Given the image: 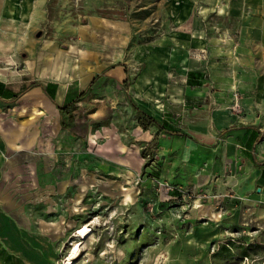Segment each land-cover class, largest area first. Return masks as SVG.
<instances>
[{"label":"rangeland","instance_id":"rangeland-1","mask_svg":"<svg viewBox=\"0 0 264 264\" xmlns=\"http://www.w3.org/2000/svg\"><path fill=\"white\" fill-rule=\"evenodd\" d=\"M246 2L0 0V81H54L65 97L70 94L61 112L41 90L38 108L23 98L24 135L33 142L25 150L33 154L25 156L17 237L9 238L22 253L8 264H67L76 245L70 264H264L263 248L244 259L217 254L229 238L197 230L204 222L218 225L221 216L209 221L197 213L201 202L195 200H224L213 198V190L195 195L191 184L176 181L174 150L167 158L156 155L160 136L170 139L175 124L167 132L155 127L150 142L136 140L139 118L120 78L124 70L138 71L136 61L160 39L194 30L203 80L211 87L230 85L232 105L245 96L242 111L264 123V109L255 104L264 71L249 69L247 78L239 72L240 55L254 56L264 39ZM37 181L40 188L32 192L28 185ZM86 226L89 234L80 238L77 231ZM232 228L238 230L233 239L245 244L244 227ZM259 230L264 235V227Z\"/></svg>","mask_w":264,"mask_h":264},{"label":"crops","instance_id":"crops-1","mask_svg":"<svg viewBox=\"0 0 264 264\" xmlns=\"http://www.w3.org/2000/svg\"><path fill=\"white\" fill-rule=\"evenodd\" d=\"M249 5L254 10L247 15L254 12L255 29L264 32V0H250ZM200 45L194 30L188 35L174 32L160 39L153 51L136 61L142 65L138 71H122L123 94L164 123L166 128L169 124L176 125L175 131L168 132L173 134L170 139L165 134L160 136L159 152H155L159 157L167 158L169 151H175V170L172 171L176 173V181L191 184L190 190L195 195L213 190L218 192L216 196L211 195L213 198L224 200H195L196 204L201 202V208L196 207L197 213L209 221H213L211 215L215 213L221 216L218 225L204 222L197 230L205 231L207 238L226 236L235 240L238 230L232 227L240 224L245 229L242 231L247 239L245 244L252 243L253 236H261L257 244L264 246V235L259 230L264 227V123L250 119L242 111L245 96L235 103L239 110L232 108L230 85H207L203 80L202 57L198 54ZM256 45L254 56L247 52L240 55L239 72L245 78L249 69L264 71V39ZM252 59L256 65L249 67L248 62ZM115 70L119 72L117 68ZM212 77L220 80L215 74ZM39 90L45 99L55 102L57 108L70 98L69 93L67 97L63 95L54 81L44 85L31 82L24 85L23 81L18 85H7L0 81V264H8L9 258L14 262L19 251L22 253V245L9 244V238L17 237L18 228L14 222L19 201L24 197L25 156L33 154L25 150L33 142L24 135L23 98L26 94L32 107L35 104L38 108ZM257 93L255 104L264 109V89L259 88ZM138 130L135 131L136 140L145 142H150L157 132L155 126ZM29 185L32 192L40 188L38 181ZM216 205L221 208H215ZM22 235L20 230V237ZM259 257L263 259L264 254Z\"/></svg>","mask_w":264,"mask_h":264},{"label":"trees","instance_id":"trees-1","mask_svg":"<svg viewBox=\"0 0 264 264\" xmlns=\"http://www.w3.org/2000/svg\"><path fill=\"white\" fill-rule=\"evenodd\" d=\"M123 87H127V78L123 82ZM128 101L131 104V107L135 110L136 116L139 118V125L143 130H146L151 125L157 127L159 131L164 130L166 128L164 123L159 122L156 118L139 108V106L129 96ZM58 110L59 112H61L63 110V107L58 106ZM258 248H264V246L253 243H238L235 240L228 239L226 241V244L220 247L217 254L225 253L226 255L233 258L244 259L245 257H249L252 254H256L255 251Z\"/></svg>","mask_w":264,"mask_h":264},{"label":"bare ground","instance_id":"bare-ground-1","mask_svg":"<svg viewBox=\"0 0 264 264\" xmlns=\"http://www.w3.org/2000/svg\"><path fill=\"white\" fill-rule=\"evenodd\" d=\"M90 229V228H89ZM89 229L88 227H84L83 229L77 231V235L80 237V238H83L85 237L87 234H89ZM80 250V246L76 245L74 246V248L70 251V254L66 260V263L67 264H70L71 263V260L76 256V254L79 252ZM65 263V262H64Z\"/></svg>","mask_w":264,"mask_h":264},{"label":"built area","instance_id":"built-area-1","mask_svg":"<svg viewBox=\"0 0 264 264\" xmlns=\"http://www.w3.org/2000/svg\"><path fill=\"white\" fill-rule=\"evenodd\" d=\"M232 108L235 109V110H239V105L238 104H234ZM166 187H167L168 190H174L175 189V187L172 186V185H167Z\"/></svg>","mask_w":264,"mask_h":264}]
</instances>
